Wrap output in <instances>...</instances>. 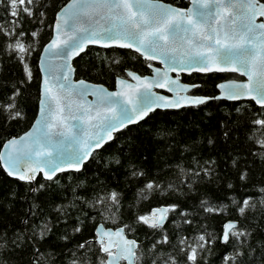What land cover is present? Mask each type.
Returning a JSON list of instances; mask_svg holds the SVG:
<instances>
[{
    "label": "trees",
    "instance_id": "trees-1",
    "mask_svg": "<svg viewBox=\"0 0 264 264\" xmlns=\"http://www.w3.org/2000/svg\"><path fill=\"white\" fill-rule=\"evenodd\" d=\"M65 1L0 0V146L34 118L37 57ZM148 62L126 48L89 46L72 65L75 78L111 88L126 70L148 73ZM229 77L240 78L191 73L199 84L191 93L212 97ZM162 205L163 225H147L143 216ZM228 219L236 225L223 242ZM98 223L136 241L134 264H264V105L209 99L154 110L80 170L51 179L22 182L0 166V264H104Z\"/></svg>",
    "mask_w": 264,
    "mask_h": 264
},
{
    "label": "water",
    "instance_id": "water-1",
    "mask_svg": "<svg viewBox=\"0 0 264 264\" xmlns=\"http://www.w3.org/2000/svg\"><path fill=\"white\" fill-rule=\"evenodd\" d=\"M126 48L150 72L126 70L113 87L75 78L72 61L87 47ZM36 112L30 125L0 146V166L14 179L81 169L92 153L124 127L154 110L198 105L209 99L251 100L264 105V3L258 0H66L54 13L49 39L37 57ZM231 73L215 83L212 96L192 94L189 73ZM168 206L143 216L161 226ZM234 220L222 224L225 242ZM104 264H134L136 241L123 227H94Z\"/></svg>",
    "mask_w": 264,
    "mask_h": 264
},
{
    "label": "flooded vegetation",
    "instance_id": "flooded-vegetation-1",
    "mask_svg": "<svg viewBox=\"0 0 264 264\" xmlns=\"http://www.w3.org/2000/svg\"><path fill=\"white\" fill-rule=\"evenodd\" d=\"M259 2H263L264 3V1L263 0H258ZM149 64H153V65H156V66H158L159 64H157V63H147L146 65H147V67H148V65ZM148 73L150 72V69H149V67H148ZM147 74V73H146ZM191 73H189V74H182V75H188V82H186V81H183V80H181V77H182V75H181V77H180V80L181 81H183V82H185V83H188V84H195V86L193 87V88H191L189 91H188V93H191V90H195V87H197L199 84L198 83H196V82H193V81H190V78H189V75H190ZM230 78V77H229ZM193 94V93H192Z\"/></svg>",
    "mask_w": 264,
    "mask_h": 264
}]
</instances>
